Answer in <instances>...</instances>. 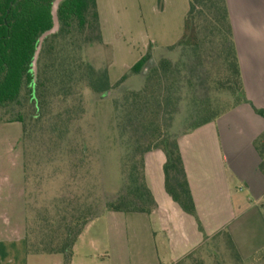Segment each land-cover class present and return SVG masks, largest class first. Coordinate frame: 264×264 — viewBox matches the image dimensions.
Segmentation results:
<instances>
[{
  "label": "trees",
  "instance_id": "16d2710c",
  "mask_svg": "<svg viewBox=\"0 0 264 264\" xmlns=\"http://www.w3.org/2000/svg\"><path fill=\"white\" fill-rule=\"evenodd\" d=\"M56 2L0 0V109L9 105L23 107L15 121L23 124L25 132L28 117L31 126L58 134V140H63L71 123L83 111L85 91L104 99L132 76L145 75V79L140 90H126L122 103L117 102L119 127L127 138L120 193L111 200H102L100 207L83 210L69 197H60L53 217L47 209L42 213L35 242L26 234L28 254L63 255L64 264H71L79 237L103 214H151L157 210L145 168L146 155L157 150L163 151L167 159L166 192L185 213L195 217L202 231L179 137L217 120L242 103H250L227 0H189L185 30L179 42L163 52L149 50L114 85L106 69L97 70L84 58L85 47L102 40L96 0L60 1L59 28L44 40L34 69L40 38L54 26ZM174 53L179 54L177 61L169 56ZM184 93L192 100L189 117L194 123L175 137L167 118L173 121ZM218 94H226L230 99L217 98ZM256 111L264 117L263 110ZM255 147L264 174V132L255 141ZM81 149L83 153L86 147ZM221 237L234 251L239 264H247L227 232L207 239L201 249L178 264L188 263L196 253L206 250L213 239ZM257 257L253 262L257 263Z\"/></svg>",
  "mask_w": 264,
  "mask_h": 264
},
{
  "label": "crops",
  "instance_id": "0c3cea01",
  "mask_svg": "<svg viewBox=\"0 0 264 264\" xmlns=\"http://www.w3.org/2000/svg\"><path fill=\"white\" fill-rule=\"evenodd\" d=\"M96 3L103 40L115 43V60L102 68L109 72L112 85L149 50L163 52L178 43L189 11V0ZM227 3L250 103L179 137L202 231L195 217L166 192V155L153 151L145 157V168L157 210L103 214L83 233L94 228L100 235L99 241L88 243L94 252L77 253L82 234L71 264H178L221 232L230 235L245 263L264 255V174L255 147L264 132V117L256 111H264V0ZM29 259L24 237L0 238V264H29Z\"/></svg>",
  "mask_w": 264,
  "mask_h": 264
},
{
  "label": "rangeland",
  "instance_id": "374dc122",
  "mask_svg": "<svg viewBox=\"0 0 264 264\" xmlns=\"http://www.w3.org/2000/svg\"><path fill=\"white\" fill-rule=\"evenodd\" d=\"M114 47V41H105L102 36L100 42L85 47L84 58L101 70L103 64L110 66L115 60ZM169 56L177 61L179 54ZM144 79L145 75L132 76L128 83L113 89L104 99L85 91L83 111L71 123L63 140H58V134L31 126L28 117L25 132L23 124L15 121L23 107L9 105L0 109V238H25L27 234L35 242L42 213L47 209L53 217L60 197H69L83 210L100 207L102 200H111L120 193L127 138L122 136L119 127L117 102L122 103V93L126 90H140ZM186 94L173 121L167 118L175 137L194 123L189 117L192 100ZM218 96L222 100L230 99L226 94ZM83 146L86 150L82 153ZM83 235L78 241L77 253H93L88 243L91 239L99 241L100 235L94 228ZM256 260L257 263L253 260L246 263L264 264L262 255ZM29 264H64V257L32 254ZM186 264L239 262L221 237L213 239L206 250L196 253Z\"/></svg>",
  "mask_w": 264,
  "mask_h": 264
},
{
  "label": "water",
  "instance_id": "95a60500",
  "mask_svg": "<svg viewBox=\"0 0 264 264\" xmlns=\"http://www.w3.org/2000/svg\"><path fill=\"white\" fill-rule=\"evenodd\" d=\"M61 0H57L55 6H54V9H53V19H54V26L51 30L45 32L41 38H40V45H39V48L37 50V53H36V57H35V63H34V66H35V70L37 69L36 68V65H37V60H38V57H39V54H40V51H41V48H42V44L44 42V40L51 34L55 33L58 28H59V19H58V14H57V10H58V6H59V3H60Z\"/></svg>",
  "mask_w": 264,
  "mask_h": 264
}]
</instances>
